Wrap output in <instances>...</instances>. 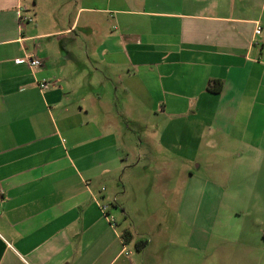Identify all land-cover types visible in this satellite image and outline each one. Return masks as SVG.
<instances>
[{
    "label": "crops",
    "instance_id": "1",
    "mask_svg": "<svg viewBox=\"0 0 264 264\" xmlns=\"http://www.w3.org/2000/svg\"><path fill=\"white\" fill-rule=\"evenodd\" d=\"M73 1L0 0V264H264V0Z\"/></svg>",
    "mask_w": 264,
    "mask_h": 264
},
{
    "label": "rangeland",
    "instance_id": "2",
    "mask_svg": "<svg viewBox=\"0 0 264 264\" xmlns=\"http://www.w3.org/2000/svg\"><path fill=\"white\" fill-rule=\"evenodd\" d=\"M55 9H56V14L60 18L62 25H65L68 21L72 22L73 17L75 16V13H76L75 10H74V1L73 0H57ZM113 102H114V100L112 98V100H111V102L109 104L112 106ZM135 148H137V147L132 145L131 148L128 149V153H131L134 156L142 153V151H141L142 148H138L137 150H135ZM143 153L146 154V155L148 154V152H145V151ZM157 156H158L157 157L158 161H166L167 159H169V161H170L171 159H173L172 158L173 157L172 153L167 152V151H158L157 152ZM164 156H166V157H164ZM153 157H155V156H153ZM161 165H162V163L156 164V165L154 164V166H156V167H160ZM197 165H198L197 162L192 164L191 170L193 172L198 173V176L204 175L206 177L213 178V173L209 172V166H206L205 162H204L202 168L199 169V170L197 168ZM227 169H230V168H227ZM145 174L146 173H143V175H144L143 177H146V176L149 175V174H146V175ZM120 187L122 188V184H121ZM161 187H166V184L165 183L157 184L156 188L154 189V191L162 190ZM155 193H157V192H155ZM116 214H117L116 215L117 219L120 217V219L123 220V217L120 216L119 212L116 213ZM132 248H134V247H132ZM134 251H135V249H134ZM191 259L192 260H191L190 264H198V262H196L194 260V256L193 255L191 256ZM208 264H213V262L212 263H208Z\"/></svg>",
    "mask_w": 264,
    "mask_h": 264
},
{
    "label": "built area",
    "instance_id": "3",
    "mask_svg": "<svg viewBox=\"0 0 264 264\" xmlns=\"http://www.w3.org/2000/svg\"><path fill=\"white\" fill-rule=\"evenodd\" d=\"M18 19H19L20 24L21 23H30L32 21L30 18L24 17L21 12L18 13ZM261 34H262V27L259 24H257L256 29H255V35L260 36ZM261 62L264 64V57L261 59ZM16 63L17 64H26L29 66L30 69H33V70L36 68H39L42 65V62L40 59H38L37 57L29 56L28 54H26L24 57L18 59L16 61ZM38 87L42 92H44L51 87V84L49 81L43 80L38 84ZM0 197H1V192H0ZM100 209H101L104 217L106 218V220H108V222L110 223V225L115 226L114 217L111 216L110 214H108L110 206L101 205Z\"/></svg>",
    "mask_w": 264,
    "mask_h": 264
},
{
    "label": "trees",
    "instance_id": "4",
    "mask_svg": "<svg viewBox=\"0 0 264 264\" xmlns=\"http://www.w3.org/2000/svg\"><path fill=\"white\" fill-rule=\"evenodd\" d=\"M128 237H129V236H128L127 233L123 234V238H125L127 242L129 241V238H128ZM142 245H143V242H140V243L138 244V247H141Z\"/></svg>",
    "mask_w": 264,
    "mask_h": 264
}]
</instances>
